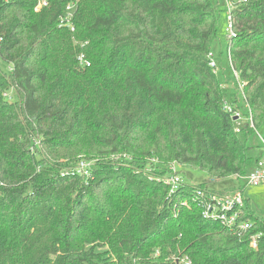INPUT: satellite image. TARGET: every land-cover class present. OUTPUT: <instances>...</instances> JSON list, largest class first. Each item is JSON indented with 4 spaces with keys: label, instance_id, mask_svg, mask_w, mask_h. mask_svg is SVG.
<instances>
[{
    "label": "trees",
    "instance_id": "1",
    "mask_svg": "<svg viewBox=\"0 0 264 264\" xmlns=\"http://www.w3.org/2000/svg\"><path fill=\"white\" fill-rule=\"evenodd\" d=\"M38 1L0 0V264H264L248 200L231 231L192 203L204 184L162 182L170 163L215 181L262 157L264 0H230L231 86L209 66L218 1Z\"/></svg>",
    "mask_w": 264,
    "mask_h": 264
},
{
    "label": "built area",
    "instance_id": "2",
    "mask_svg": "<svg viewBox=\"0 0 264 264\" xmlns=\"http://www.w3.org/2000/svg\"><path fill=\"white\" fill-rule=\"evenodd\" d=\"M245 1V0H244ZM225 7L227 11V38L230 39L234 37V31L232 27V17L231 12L234 9V3L230 0H225ZM46 0H39L38 4L35 7V11H39L41 7L46 6ZM71 8L67 7V11H70ZM70 17L71 13L69 12L67 17L62 21V24H66L70 27V31H73V27L70 26ZM1 41V38H0ZM210 62L209 66L215 71L217 69L216 64L212 60L213 56L209 54ZM79 62L84 65L85 67L89 66V63L84 59L83 55L79 56ZM233 74L236 76V73L233 72ZM238 86L240 89H242L243 83H238ZM244 100V99H243ZM246 109H248L247 105L245 106ZM224 110L231 113V115L234 116V119L237 121V128L236 131H238L239 128V121L243 119V116L238 110H231V108L225 104ZM250 127H253L251 117L249 116L247 119ZM262 146V157L258 162L256 163L254 169L245 177V182L247 186H253L258 187L261 185H264V142L262 140V137L258 135ZM89 165L86 162L81 161L77 168L76 172L83 176H88V170ZM169 173L162 178V182L164 185H166L169 188V194H173L176 192L182 185L181 178L177 174H173L177 171V166L175 163L168 165ZM234 179L238 180V178ZM192 203L196 205V207L199 208L202 219L218 223L222 227L229 229L231 231L236 230H248L251 225L249 223L242 222V208H244L245 199L243 198L242 191H237L234 193L226 194V195H219V194H205L203 190L197 189L193 196H192ZM183 205H187L186 202H184ZM256 236H253L251 238L250 247L256 248ZM178 261V260H177ZM180 264H190V261L188 258H183L179 262Z\"/></svg>",
    "mask_w": 264,
    "mask_h": 264
},
{
    "label": "rangeland",
    "instance_id": "3",
    "mask_svg": "<svg viewBox=\"0 0 264 264\" xmlns=\"http://www.w3.org/2000/svg\"><path fill=\"white\" fill-rule=\"evenodd\" d=\"M213 3L218 1V9L220 10V17L218 21V36L213 42L211 46V55L213 56L212 60L217 65L218 69V78L219 80H227L228 86H231L232 83L236 82V77L234 76L227 57V11H226V3L225 0H211ZM0 67L4 68V63L0 60ZM215 70V71H216ZM239 124H248L246 119H242L239 121ZM253 125V123H252ZM254 128V127H253ZM264 129L263 126L258 128L257 131H254L253 135L248 140V145L251 148L261 147L262 143L258 137L261 135ZM120 158H123L120 157ZM88 164H91V161H87ZM173 164V163H170ZM125 165V166H124ZM126 170L130 171V169H134V167H130L127 164H122ZM168 166V165H167ZM129 173V172H128ZM173 174H177L183 183L189 184H204L205 188L201 189L205 194H219L226 195L230 193H234L237 191H242L243 198L249 201L251 209L255 212V214L259 217L264 218V185L253 187L247 186L244 178H239L238 180L234 179V177H225L224 179H216L215 181H211L208 175L196 169L188 168L185 165L177 166V171Z\"/></svg>",
    "mask_w": 264,
    "mask_h": 264
}]
</instances>
